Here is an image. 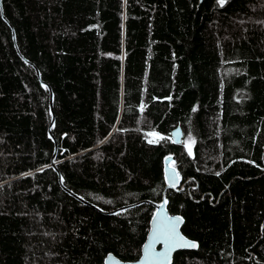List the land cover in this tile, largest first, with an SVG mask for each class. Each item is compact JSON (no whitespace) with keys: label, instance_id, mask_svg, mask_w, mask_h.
Listing matches in <instances>:
<instances>
[{"label":"trees","instance_id":"16d2710c","mask_svg":"<svg viewBox=\"0 0 264 264\" xmlns=\"http://www.w3.org/2000/svg\"><path fill=\"white\" fill-rule=\"evenodd\" d=\"M162 200L171 264H264V0H0V264L135 260Z\"/></svg>","mask_w":264,"mask_h":264},{"label":"water","instance_id":"95a60500","mask_svg":"<svg viewBox=\"0 0 264 264\" xmlns=\"http://www.w3.org/2000/svg\"><path fill=\"white\" fill-rule=\"evenodd\" d=\"M201 1V0H199ZM44 83V82H43ZM51 98V94H50ZM52 111V108H51ZM54 118V117H53ZM53 118L50 122L49 128L53 122ZM48 128V129H49ZM50 131V130H49ZM182 129L180 126L175 127L171 131V137L172 141L176 144H180L182 140ZM51 135V133H50ZM171 156H166L164 159V179L168 187L170 188H176L179 186V173L178 170L171 164ZM51 163L53 164V159H51ZM174 184V186H173ZM68 193H70L72 196H75L78 198L76 195H74L70 190H67L64 188ZM80 201H84L81 198H78ZM154 213L150 219L149 223V230L147 232L146 238L141 246V254L140 256L132 261H123L120 260L119 258L115 257L113 254L108 253L106 257L104 258V263L103 264H171L172 263V258L173 255L176 251L183 250V249H195L196 247H171V250H167L166 245L164 243L163 238H159L158 242L153 243L154 239V234H155V229L157 228V225L160 224L161 222L166 221L167 218L171 217H180L181 222L177 225L176 231L179 233L180 236L184 237L186 240L195 242L188 237H186L182 232H181V225L183 223V218L179 214H170L168 210L166 209V204L164 200H162L159 204H154ZM152 243V249L151 252L153 255L149 257H145V245ZM197 245V243L195 242ZM167 251V258L165 259L163 256H158L155 254L159 253H164Z\"/></svg>","mask_w":264,"mask_h":264},{"label":"snow or ice","instance_id":"6c2138e0","mask_svg":"<svg viewBox=\"0 0 264 264\" xmlns=\"http://www.w3.org/2000/svg\"><path fill=\"white\" fill-rule=\"evenodd\" d=\"M218 2L223 5L225 0H218ZM151 135L157 137L158 139H164L159 135V133H152ZM189 140H191V136H189ZM155 140H149V143H154ZM189 149V155L192 154L190 145L186 143L185 145ZM42 170V169H41ZM174 186V184H173ZM181 222L180 217H171L167 218L166 221L161 222L157 225L155 229L153 243L158 242L159 238H163L164 243L166 245L167 250H171V247H196L197 245L195 242H191L186 240L184 237L180 236L179 233L176 231L177 225ZM152 243L145 245V257H149L153 255L151 252ZM158 256H163L165 259L167 258V251L164 253L155 254Z\"/></svg>","mask_w":264,"mask_h":264},{"label":"rangeland","instance_id":"374dc122","mask_svg":"<svg viewBox=\"0 0 264 264\" xmlns=\"http://www.w3.org/2000/svg\"><path fill=\"white\" fill-rule=\"evenodd\" d=\"M152 133H154V132H151V133L148 134V136H147L148 139H149V140H157L158 138L155 137V136H153V135H151ZM187 144H189V143H187ZM189 145H190V144H189ZM187 149H188V147H187ZM188 150H189V149H188Z\"/></svg>","mask_w":264,"mask_h":264}]
</instances>
